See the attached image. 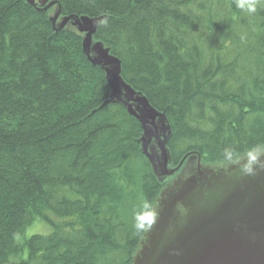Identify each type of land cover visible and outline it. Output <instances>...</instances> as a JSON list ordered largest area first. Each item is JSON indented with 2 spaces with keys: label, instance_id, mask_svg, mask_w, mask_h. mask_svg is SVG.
Masks as SVG:
<instances>
[{
  "label": "trees",
  "instance_id": "1",
  "mask_svg": "<svg viewBox=\"0 0 264 264\" xmlns=\"http://www.w3.org/2000/svg\"><path fill=\"white\" fill-rule=\"evenodd\" d=\"M61 17L102 18L93 35L120 77L165 113L175 168L264 147V4L235 0H49ZM82 37L48 11L0 0V264H131L134 214L159 182L140 124L117 103ZM49 235L24 238L34 222Z\"/></svg>",
  "mask_w": 264,
  "mask_h": 264
},
{
  "label": "water",
  "instance_id": "2",
  "mask_svg": "<svg viewBox=\"0 0 264 264\" xmlns=\"http://www.w3.org/2000/svg\"><path fill=\"white\" fill-rule=\"evenodd\" d=\"M28 3L39 11L54 8L55 18L49 16L53 29L72 30L82 37L84 54L104 71L109 85V99L103 105L123 106L140 124V149L159 182L184 165L192 166L189 177L164 200V212L142 264H264V147L219 169L202 167L200 155L189 153L170 169L171 129L166 115L121 79L119 60L93 40L102 18L61 17L54 1ZM90 54L99 57L95 60ZM138 257L133 256L134 264Z\"/></svg>",
  "mask_w": 264,
  "mask_h": 264
},
{
  "label": "rangeland",
  "instance_id": "3",
  "mask_svg": "<svg viewBox=\"0 0 264 264\" xmlns=\"http://www.w3.org/2000/svg\"><path fill=\"white\" fill-rule=\"evenodd\" d=\"M48 16H50V17L56 16L54 8L49 9ZM90 55L95 60L99 57L98 54L96 55V57L93 54H90ZM261 150H263V148ZM239 160L240 159L237 158V160H232L231 162H237ZM224 163L225 162L219 163V164H213V165H206V164L202 163V161H201V166L202 167L209 166L213 169H219V168H222L224 166L223 165ZM170 169H172L171 166H170ZM191 169H192V166L190 163L187 165H184V166H182V168L178 172H176L172 176L167 177L164 180L165 184H164L163 188L161 189V191L159 192V194L160 195L162 194V196L160 197V200L157 201V199L159 198V195H158L157 199H156L157 202L155 201V203H154V205H157L160 209L159 218H158L156 224L149 231L143 232V234H142L143 236L141 237V240L139 241V243L136 247L135 253H134V257L139 256L136 259L135 264H142L143 256L147 252L150 243L153 241L154 235L156 233V230H157V227H158V224L160 221V217L164 212V200L166 198H168V196L170 195V191L174 190L179 185L180 181H183L189 177V172L191 171ZM51 230L52 229L47 224L36 221L25 230L24 238L28 239L29 237L36 235V234L46 236V235H49L51 233ZM131 264H134V261Z\"/></svg>",
  "mask_w": 264,
  "mask_h": 264
},
{
  "label": "clouds",
  "instance_id": "4",
  "mask_svg": "<svg viewBox=\"0 0 264 264\" xmlns=\"http://www.w3.org/2000/svg\"><path fill=\"white\" fill-rule=\"evenodd\" d=\"M235 3L240 10L252 14L261 4H264V0H235ZM159 214V207L145 200L134 214L133 228L137 232L149 231L156 224Z\"/></svg>",
  "mask_w": 264,
  "mask_h": 264
},
{
  "label": "bare ground",
  "instance_id": "5",
  "mask_svg": "<svg viewBox=\"0 0 264 264\" xmlns=\"http://www.w3.org/2000/svg\"><path fill=\"white\" fill-rule=\"evenodd\" d=\"M48 13H49V10H48Z\"/></svg>",
  "mask_w": 264,
  "mask_h": 264
}]
</instances>
